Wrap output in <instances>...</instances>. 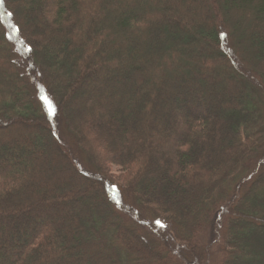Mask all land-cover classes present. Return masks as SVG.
I'll list each match as a JSON object with an SVG mask.
<instances>
[{"label": "trees", "instance_id": "trees-1", "mask_svg": "<svg viewBox=\"0 0 264 264\" xmlns=\"http://www.w3.org/2000/svg\"><path fill=\"white\" fill-rule=\"evenodd\" d=\"M260 110L264 0H0V264H264Z\"/></svg>", "mask_w": 264, "mask_h": 264}, {"label": "rangeland", "instance_id": "rangeland-1", "mask_svg": "<svg viewBox=\"0 0 264 264\" xmlns=\"http://www.w3.org/2000/svg\"><path fill=\"white\" fill-rule=\"evenodd\" d=\"M232 40V39H231ZM238 50L239 49H241V48H237ZM226 52V51H225ZM22 75V77H25L24 76V73H22L21 74ZM129 75H130V73H126V76H124V77H121V78H119L118 79V82H116V84H115V86H117V90L118 91H120L121 89L119 88L120 86H119V84H121V81H129V80H132V76L131 77H129ZM4 79V78H3ZM123 79V80H122ZM114 91V90H113ZM106 92H108V90H105V92L104 93H106ZM216 100V99H215ZM215 100H213L212 98L210 99V101L209 102H207L206 100H202V105L201 106H204V108H208L209 110H213L214 109V105H215ZM112 106V105H111ZM115 107V106H114ZM175 112L177 113V115L179 116V117H182L183 118V116L178 112V109L176 108L175 109ZM260 112L262 113L263 111H261L260 110ZM264 113V112H263ZM126 120H127V123H129V122H132L133 121V119H129V116L127 115L126 116ZM133 127H135V126H137L138 125V121L136 122V121H134L133 122ZM10 133H12V131L10 132ZM13 135H14V133H12ZM218 147V146H217ZM64 149L66 150V151H68L69 152V154H70V158H71V160H70V163L72 164V163H77V164H79L80 166V168L81 169H83V172H85V169L87 170V172L88 173H95V168L93 167H86V163H85V158H83L85 155H83V154H75L74 152H72L73 150H72V148L70 147V146H65L64 147ZM7 150H9L8 148H7V146L6 145H0V151H2V152H6ZM81 150V149H80ZM202 152H203V150H204V147H202ZM213 151V150H212ZM82 152V151H81ZM202 152H200V154H199V157H201L202 156ZM211 152V151H210ZM158 164H160V162H158ZM72 165H74V164H72ZM49 168V170L51 171V173L52 174H54V175H57V176H63V173L66 171V169H65V166L63 165V164H56L55 163V165L53 166V162H52V164L50 165V167H48ZM119 172V174L120 175H124V172H121V169L120 168H116V167H110L108 170H106V174H104V176H103V178H105L106 180H108V181H111L110 179H114V177H115V175L117 174ZM79 174L75 171L74 172V176H78ZM71 179V178H70ZM79 179H81V178H78V180ZM112 179V180H113ZM87 180V179H86ZM81 181V180H80ZM87 181H89L90 182V180H87ZM94 188H96V187H94ZM67 191V190H66ZM28 200L30 201V198L28 199H24V201H23V204H25L26 202H28ZM58 204V203H57ZM54 210H56V211H60V208L58 207V206H55L54 207ZM219 234V232L218 233H216V235H218ZM214 235H212L211 236V234H209L208 232L206 233V234H202V235H197L196 234V236L194 237V240H195V242H198V243H202V242H204V244H205V242L207 243L210 239H212V237H213ZM141 237H143V236H141ZM219 235L217 236V239H216V244H219ZM220 245L221 244H219V245H216V246H213V249H212V251H213V255H214V257L212 258V256L213 255H211V257L210 258H212L211 259V261H210V264H217L218 262H219V260L221 259V253H220V255L218 254L219 253V249H220ZM107 251L105 250V251H100V253H106ZM218 254V255H217ZM219 256H220V259H219ZM155 262V260H153V261H150V264H155L154 263Z\"/></svg>", "mask_w": 264, "mask_h": 264}, {"label": "snow or ice", "instance_id": "snow-or-ice-1", "mask_svg": "<svg viewBox=\"0 0 264 264\" xmlns=\"http://www.w3.org/2000/svg\"><path fill=\"white\" fill-rule=\"evenodd\" d=\"M42 99H44V98H42ZM45 103L49 105L48 111L51 114L53 112V108L50 106V102L45 99ZM157 223H160V222L157 221Z\"/></svg>", "mask_w": 264, "mask_h": 264}]
</instances>
